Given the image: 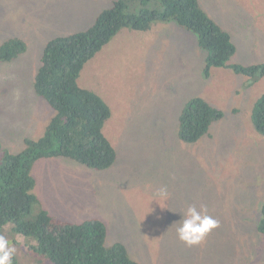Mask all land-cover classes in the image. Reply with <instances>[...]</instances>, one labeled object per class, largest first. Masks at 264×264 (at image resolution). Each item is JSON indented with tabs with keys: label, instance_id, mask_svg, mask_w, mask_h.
Masks as SVG:
<instances>
[{
	"label": "rangeland",
	"instance_id": "obj_1",
	"mask_svg": "<svg viewBox=\"0 0 264 264\" xmlns=\"http://www.w3.org/2000/svg\"><path fill=\"white\" fill-rule=\"evenodd\" d=\"M106 1L0 0V44L10 36L27 42L20 56L0 62L1 153L17 154L25 138L43 134L54 114L33 85L46 38L63 35L80 22L89 23L82 21L83 12L94 15ZM199 3L230 33L236 45L230 63H264V0ZM141 33L145 38L135 44L124 40L131 49L124 55L120 73L97 72L116 63L106 47L79 74L78 82L97 91L111 106L104 132L116 151L114 164L99 171L64 157L41 158L32 168L37 180L34 191L67 220L104 216L110 230L125 238L130 256L142 264H170L171 260V264H232L237 260L264 264V234L258 229L264 202V136L251 119L254 104L264 93V76L252 81L228 67H212L206 76L205 51L192 33L173 22L157 23L150 32ZM120 37L113 41L120 42ZM170 56L173 67L168 64ZM192 96L203 97L224 113L212 123L209 135L174 149V158H181L172 163L148 164L136 172L130 166L136 164L133 160L128 165L130 173L122 170L124 160L143 149L141 141L134 139L143 128L155 125L156 134L176 137L178 114ZM110 125L121 144L109 136ZM160 188L167 189V198L158 194ZM192 205L223 222L222 237L213 239L210 232L191 246L178 238L182 215ZM85 207L90 214L84 212ZM27 247H32L31 239ZM255 250L258 254L249 258ZM177 254L182 259L175 261L171 256ZM33 261L23 256L21 264Z\"/></svg>",
	"mask_w": 264,
	"mask_h": 264
},
{
	"label": "trees",
	"instance_id": "obj_2",
	"mask_svg": "<svg viewBox=\"0 0 264 264\" xmlns=\"http://www.w3.org/2000/svg\"><path fill=\"white\" fill-rule=\"evenodd\" d=\"M100 8L94 15L83 12L82 21L89 23L80 22L63 35L46 38L33 85L54 114L47 121L43 134L36 139L25 138V146L17 154L4 150L0 153V235L15 247L13 264H21L23 256L32 258V264H142L130 256L125 238L118 231L110 230L104 216L67 220L34 191L37 180L32 168L41 158L64 157L99 171L110 168L115 162L114 145L104 132V124L112 114L111 106L97 91L78 82L88 60L98 58L108 47L116 63L111 65V69L100 68L97 72L120 73L124 55L131 49V44H124V40L135 44L139 38H145L141 32H150L153 25L173 22L192 33L198 46L205 51L206 76L210 75L212 67L231 68L252 81L264 76V63H230L236 45L230 33L204 11L199 0H108L101 3ZM79 24V27H74ZM120 35L124 36L122 40ZM115 37H120L121 41H113ZM24 49L22 40L11 37L0 46V61L13 59ZM120 59L123 61L119 65ZM168 64L173 67L172 56ZM223 115L220 108L203 97H190L178 114L176 137L156 134L159 128L155 125L143 128L134 137L141 141L143 149L125 159V169L122 170L130 173L128 165L133 160L136 164L130 166L136 172L148 164L160 165L178 160L181 157L176 155L174 158V149L182 143H193L208 136L212 123ZM251 119L256 131L264 136V93L256 100ZM152 121H157V118L152 117ZM109 128L111 139L120 143L111 125ZM122 170L119 168L120 177H123ZM89 209L83 208L87 214H90ZM261 213L258 229L264 234V202ZM219 223L223 225L221 220ZM143 225L148 227V224ZM223 234L211 232V237L214 239ZM30 239L31 248L27 247ZM236 241L241 239L238 237ZM255 256L251 253L249 258ZM171 257L175 261L182 259L180 254Z\"/></svg>",
	"mask_w": 264,
	"mask_h": 264
},
{
	"label": "clouds",
	"instance_id": "obj_3",
	"mask_svg": "<svg viewBox=\"0 0 264 264\" xmlns=\"http://www.w3.org/2000/svg\"><path fill=\"white\" fill-rule=\"evenodd\" d=\"M11 37H16L22 40L25 45L24 51L15 57L17 58L18 56H20L22 53L26 51L27 42L25 39H21L22 37H18V36H10L6 38L5 40ZM5 40L0 44V46L5 42ZM39 65H41V60H40ZM30 139H33V138H30ZM158 194L163 198H167V189L160 188L158 190ZM210 232H213L215 234H222V225L219 223V221L207 215L206 209L201 208L198 210L197 207L194 205L189 206L183 213L182 221L179 227L177 228L178 238L184 243H186L187 245L191 246V245H195V244L202 242L204 238L206 237V235L209 234ZM253 248H256L255 242L253 243ZM15 251H16L15 247L10 246L9 241L3 235H0V264H13V256L15 254ZM253 253L257 255L258 250H255ZM234 264H244V263L242 261L240 263V260L239 261L237 260L234 262Z\"/></svg>",
	"mask_w": 264,
	"mask_h": 264
},
{
	"label": "water",
	"instance_id": "obj_4",
	"mask_svg": "<svg viewBox=\"0 0 264 264\" xmlns=\"http://www.w3.org/2000/svg\"><path fill=\"white\" fill-rule=\"evenodd\" d=\"M1 153V152H0Z\"/></svg>",
	"mask_w": 264,
	"mask_h": 264
}]
</instances>
